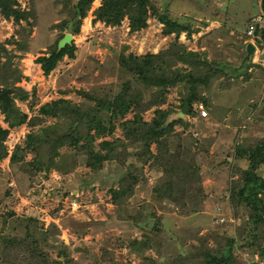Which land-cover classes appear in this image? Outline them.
Returning a JSON list of instances; mask_svg holds the SVG:
<instances>
[{
    "label": "rangeland",
    "instance_id": "1",
    "mask_svg": "<svg viewBox=\"0 0 264 264\" xmlns=\"http://www.w3.org/2000/svg\"><path fill=\"white\" fill-rule=\"evenodd\" d=\"M77 1L5 0L7 14L0 7V91L8 92L7 103L0 102V264H194L203 262L198 253L219 257L227 249L235 264H252L264 233L257 232L258 243L250 238L236 195L249 162L236 149L264 139V39L246 35L250 22L264 26L261 0H148L137 30L129 13L119 22L96 20L103 0H91L71 34L60 26ZM13 11L27 15L16 20ZM163 17L185 30H168ZM60 34L72 35L73 55L44 74L38 60L49 57ZM247 43L255 52L245 61ZM134 59L142 72L131 74L121 61ZM176 73L206 79L197 88L205 104H192V114L182 111L185 82L165 89L142 84ZM124 88L134 99L114 115L109 102ZM87 95L101 98L100 106ZM44 107L57 115L42 114ZM74 108L83 123L73 129L82 136L88 116L104 128L100 135L89 130L90 146L80 141V149L56 141ZM158 119L168 131L160 144L143 136ZM49 127L42 140L27 138ZM89 151L105 159L90 167ZM161 159L177 170L171 184L186 190L173 199L165 194ZM255 174L264 179V164ZM121 185L124 198L113 201ZM229 239L233 247L224 248Z\"/></svg>",
    "mask_w": 264,
    "mask_h": 264
},
{
    "label": "trees",
    "instance_id": "2",
    "mask_svg": "<svg viewBox=\"0 0 264 264\" xmlns=\"http://www.w3.org/2000/svg\"><path fill=\"white\" fill-rule=\"evenodd\" d=\"M90 4H91V0H78L77 4L74 5V8H73V17H70L69 20L65 21L63 25L60 26V29L62 31H65L67 29L71 34H77L79 32L81 20L82 18L85 17ZM148 4H149L148 0H103L100 8L97 10L95 19L99 21H104L107 23H114V22H119L123 18V16L127 13H129L132 16L133 14H137L136 18H132V16L129 17L131 20V24H130L131 29L137 30L140 27L144 26L145 24L144 22L145 20L143 19V17L145 16V10ZM0 5H1L0 7L4 10L5 14H7V9L9 8V5L7 6L5 5V0H0ZM260 10H261V14L264 20V0H261L260 2ZM12 14L15 15L16 20H18L19 18H23L22 15H27L24 13H21L22 14L21 15L17 11H13ZM163 23L167 25L168 30L170 31L174 29L178 32L181 29L185 30V27L183 26L180 27L177 24V22H171L165 19ZM249 24H253L254 26V32H253L252 38H255V37L258 38L257 36L259 35L261 38L258 41H260L261 39H264V26L260 25V22H256V23L250 22ZM62 37H63V34H60V39ZM74 48L75 47L72 44L70 46H65L64 48H62L60 51L57 52V45H55L54 49L51 52H49V57L39 58L38 63L41 64V68L44 74H48L55 67L56 63L59 60H61L65 55L72 56L73 55L72 52ZM136 60L135 59L131 60V62L121 61V65L125 69H129V70L134 69V71L131 72V74H136L134 73L136 71L142 72L140 70V66L142 62L139 65H137ZM215 73L220 74V75L223 74L221 70H219L217 67H215ZM151 74H152V71H150V75ZM151 77H152L151 80H149L150 78L146 79V77L141 79L142 84L146 88L152 87V88L159 89L160 87H162L163 89H165L170 86H174L179 81L185 82L184 89H185V92L188 93V98L185 100L184 106H182V111L185 112V114H192L193 112L192 104L198 102L199 100L205 104L204 98H202L201 96L199 97V95L197 94V88L202 83L204 84L206 82V79H203L202 77H199V78L193 77L191 73H188V74L187 73L185 74L176 73V74H173L172 76H168L166 74H157L156 76H151ZM208 80H209V77L207 78V81ZM130 90L131 88L129 90L124 88L121 92L113 95L112 101H110L109 104L111 103L113 105L112 109L114 111V115L120 114L121 116L130 107V102L128 100L133 98V96L127 94L129 93ZM87 96L89 97L88 99L90 103H94L96 107L100 106L101 98L91 97L89 95ZM7 101H8V92L6 89H4L3 91H0V102L7 103ZM126 101H127V104H126ZM53 106L56 107V104L54 103ZM1 109L3 110V112L7 111V108H1ZM46 109L47 108L45 107L41 108V113L42 114H52L53 116L57 115L56 109L50 110V111ZM158 113L165 116V113L163 112L161 113L158 112ZM69 115L71 116V122L70 124H68V130L66 132H61L58 134V137L56 140L58 141V143H63L64 141L69 140V142H67L69 145L78 147V149H80V147L83 148L82 146H79L80 141H84L87 143L88 146H90L91 140H89V138L91 139V137L88 134L89 130L97 129L98 135L102 134V132L104 131V128L101 127L100 124H98V121L94 117L88 116L85 121V124L88 129V133L82 136L78 127L73 129V125L75 122H78V123L81 122L80 121L81 114H79L77 108H74ZM197 116L200 119H204L200 117L199 111L197 113ZM23 119H24V116H20L19 120H23ZM145 127H147L146 130L148 131V134H143V136L146 137L149 141L158 142V144H160L159 139L162 137V135L168 134L167 130L160 129L161 126H160L159 119L154 120L150 125L146 124ZM53 129L54 127H49L47 131L45 132V134L42 135V132H41L39 135H37V137L29 135L27 136V138H35L36 140L37 139L42 140L44 136L47 137L46 133L48 131H52ZM88 155H89V158L87 156L86 163L90 167H94L93 166L94 163H99V162L101 163L105 159V157L104 158L102 156L100 157V155L96 153L93 154L91 151H89ZM236 156L241 159H246L249 162L248 168L245 171L241 172L240 181H238L237 183V185L241 184V190L236 195H238V199H240L244 203L245 209L247 210V213H248L246 224H248L249 226L248 232L249 234H251L250 238L252 240H257V243H258V240L261 238V236L257 235V232H261V234L264 233L260 229L264 227V179L258 176L257 174H255V170L260 165L264 164V139H261L257 141L255 144L248 146V147L247 146L245 147L242 145L237 146ZM156 157L161 158V154H157ZM157 162L159 161L157 160ZM34 163L32 164L33 166H35ZM159 163L161 164L163 163L162 159ZM49 164H53L52 159L49 160ZM162 165H163L162 171H163L164 177L165 179H167V182H165V187H164L166 188L165 194L167 195V197L170 199L172 194L178 193L179 191L181 192L186 191L182 189L178 190L180 187H182L183 184H181L180 186H175L171 184V178L174 175H176L177 170L169 169L168 165H164V164ZM39 167L43 168L44 165L39 164ZM123 181H124V178L122 180V183ZM185 181L186 182H183V183H189V181L191 180L190 178L187 177ZM133 182H135V180ZM133 182L129 183V186H133ZM113 191H114V196H113L114 198L112 197L113 201L124 198L123 197L124 190H123L122 185L120 189L113 190ZM175 191H178V192H175ZM258 229L260 230L258 231ZM225 244H226V247L224 248L233 247V242L231 241V239L227 240ZM225 251L227 254L222 253L221 248H219L218 252L224 255L223 256L221 254L219 257L213 256L212 254H209V253H206V254L198 253L197 256H195V259L197 260L199 258H202L203 262L201 263L196 262L194 264H235L230 254V250L227 249ZM257 254L259 255V257L258 256H255V257H258L259 259H263L264 249H261L260 251H258ZM176 263L187 264V263H184L182 259L180 261V258L176 260Z\"/></svg>",
    "mask_w": 264,
    "mask_h": 264
},
{
    "label": "water",
    "instance_id": "3",
    "mask_svg": "<svg viewBox=\"0 0 264 264\" xmlns=\"http://www.w3.org/2000/svg\"><path fill=\"white\" fill-rule=\"evenodd\" d=\"M72 35L71 34H65L64 37L58 42L57 44V51H60L62 48H64L67 45H70L72 42ZM245 52H246V57L244 58L245 61H247L251 54H253L255 52V47L253 44L251 43H247L245 45ZM152 222L148 223V227L152 228Z\"/></svg>",
    "mask_w": 264,
    "mask_h": 264
},
{
    "label": "built area",
    "instance_id": "4",
    "mask_svg": "<svg viewBox=\"0 0 264 264\" xmlns=\"http://www.w3.org/2000/svg\"><path fill=\"white\" fill-rule=\"evenodd\" d=\"M252 23H256V20L252 21ZM253 32H254V26H253V24H249L247 26V29H246V35L248 37L252 38ZM198 111H199V114H200L201 118H206L207 117L208 113H207V111L205 109L202 108V106H199V110ZM252 264H264V258L263 259L256 258Z\"/></svg>",
    "mask_w": 264,
    "mask_h": 264
},
{
    "label": "clouds",
    "instance_id": "5",
    "mask_svg": "<svg viewBox=\"0 0 264 264\" xmlns=\"http://www.w3.org/2000/svg\"><path fill=\"white\" fill-rule=\"evenodd\" d=\"M247 29V28H246Z\"/></svg>",
    "mask_w": 264,
    "mask_h": 264
}]
</instances>
